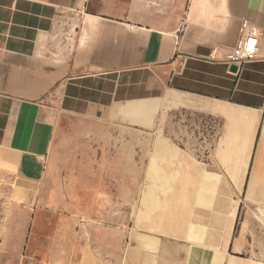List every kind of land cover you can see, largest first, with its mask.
I'll return each instance as SVG.
<instances>
[{
    "label": "crops",
    "instance_id": "0c3cea01",
    "mask_svg": "<svg viewBox=\"0 0 264 264\" xmlns=\"http://www.w3.org/2000/svg\"><path fill=\"white\" fill-rule=\"evenodd\" d=\"M244 23L264 0H0V264H264V58L226 61Z\"/></svg>",
    "mask_w": 264,
    "mask_h": 264
},
{
    "label": "rangeland",
    "instance_id": "374dc122",
    "mask_svg": "<svg viewBox=\"0 0 264 264\" xmlns=\"http://www.w3.org/2000/svg\"><path fill=\"white\" fill-rule=\"evenodd\" d=\"M69 122L73 123L74 121L71 120ZM141 137H142L141 133H138V132H136L135 135L133 136L135 141L141 139ZM120 138H122V137H120ZM120 144H122V141H120ZM135 151H136V154H137V152H140V154H141V147L136 146ZM67 158H68L67 150L61 149L60 158H59L60 162L58 163V169H60L59 175H60L62 183H64L63 186H67V188H70L71 191L75 192V194L72 195L71 197L74 198V200L76 202L83 201L85 199L93 202V200L96 196L94 194H90V193L92 192V190L96 186L100 185V181H96L94 178H89V176L85 177V175H84L85 164H79V163H73V162L72 163H68V162L66 163ZM88 165L94 166V164H88ZM80 167H83V169H81ZM80 170H83V171L80 173ZM87 173H89V171ZM66 175L69 177V179L63 178ZM112 181L115 183H118V185H120L122 187H126V180L125 179L118 178V180L113 179ZM110 183H111V180H103L102 185L103 186H110ZM138 185L139 184H137V182H135L136 190H137ZM119 197L122 198L123 195H120ZM135 197L137 199L138 196L135 195Z\"/></svg>",
    "mask_w": 264,
    "mask_h": 264
},
{
    "label": "built area",
    "instance_id": "2783aa9c",
    "mask_svg": "<svg viewBox=\"0 0 264 264\" xmlns=\"http://www.w3.org/2000/svg\"><path fill=\"white\" fill-rule=\"evenodd\" d=\"M264 58V32L259 28L244 23L236 46L226 56L227 62L246 63Z\"/></svg>",
    "mask_w": 264,
    "mask_h": 264
}]
</instances>
